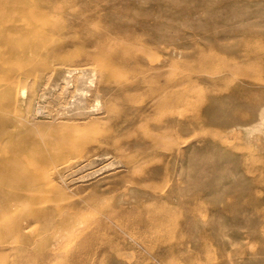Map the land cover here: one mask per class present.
Instances as JSON below:
<instances>
[{
    "label": "rangeland",
    "instance_id": "374dc122",
    "mask_svg": "<svg viewBox=\"0 0 264 264\" xmlns=\"http://www.w3.org/2000/svg\"><path fill=\"white\" fill-rule=\"evenodd\" d=\"M263 85L264 0H0V264H264Z\"/></svg>",
    "mask_w": 264,
    "mask_h": 264
},
{
    "label": "bare ground",
    "instance_id": "6f19581e",
    "mask_svg": "<svg viewBox=\"0 0 264 264\" xmlns=\"http://www.w3.org/2000/svg\"><path fill=\"white\" fill-rule=\"evenodd\" d=\"M32 16H33V18L35 19V20H40V19H42V18H45L46 17V13H44V12H42V11H32ZM56 30L57 29H60V27H58V28H55ZM43 67L44 68H47L48 70L50 69V64L46 61V62H44L43 63ZM54 71V70H53ZM52 71V72H53ZM264 86V85H263ZM174 104H175V100H173V99H169V100H167L166 101V103L164 104V106L165 107H172V106H174ZM108 105V104H107ZM51 121V120H50ZM13 157V156H12ZM17 159V158H16ZM9 182H12V183H16V184H20V185H22L24 182H27V181H21V180H16V179H13V180H11V181H9ZM51 189H53V190H58L59 191V188H57V187H55V186H53V185H51V187H50ZM57 191V192H58ZM19 194H21L22 196H23V194L25 195V193H24V191L23 190H20V193ZM26 195H29V192L27 191L26 192ZM62 200L63 199H65L64 197H60ZM25 203V202H24ZM112 214V213H111ZM123 214V213H122ZM114 215V214H113ZM112 216V215H111ZM119 216V215H118ZM109 218V217H108ZM110 219V218H109ZM124 218H122V217H116V218H111V220L110 221H112V222H116L115 223V225H117V223H122ZM130 221V220H129ZM128 223V222H127ZM99 224H102L101 222H98V225ZM70 227H73L75 224L73 223V222H69V224H68ZM120 226H121V224H120ZM118 227V226H117ZM122 227V226H121ZM121 227H119L120 229H121ZM124 227V226H123ZM89 228V227H88ZM84 232V231H83ZM1 238V237H0ZM66 242V241H65ZM67 245V244H66Z\"/></svg>",
    "mask_w": 264,
    "mask_h": 264
}]
</instances>
